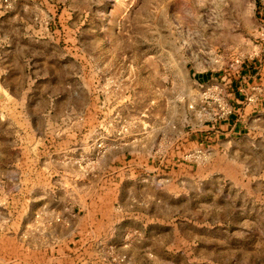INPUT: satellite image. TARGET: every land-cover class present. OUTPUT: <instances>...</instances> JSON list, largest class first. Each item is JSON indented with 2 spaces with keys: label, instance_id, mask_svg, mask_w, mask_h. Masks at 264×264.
Wrapping results in <instances>:
<instances>
[{
  "label": "rangeland",
  "instance_id": "obj_1",
  "mask_svg": "<svg viewBox=\"0 0 264 264\" xmlns=\"http://www.w3.org/2000/svg\"><path fill=\"white\" fill-rule=\"evenodd\" d=\"M263 55L264 0H0V264H264Z\"/></svg>",
  "mask_w": 264,
  "mask_h": 264
},
{
  "label": "crops",
  "instance_id": "obj_2",
  "mask_svg": "<svg viewBox=\"0 0 264 264\" xmlns=\"http://www.w3.org/2000/svg\"><path fill=\"white\" fill-rule=\"evenodd\" d=\"M260 67L262 68L263 75L261 81H264V55L259 59ZM9 75L16 77L17 70L12 66L7 68ZM246 109L251 112H255L258 110H264V88L259 89V92L256 93L251 99H249L246 103ZM250 127V122H239L238 120L230 119L227 122H217L216 124H208L204 126L205 129L209 131H215L216 137L220 135L226 136H234L239 135L245 132ZM217 130V131H216Z\"/></svg>",
  "mask_w": 264,
  "mask_h": 264
},
{
  "label": "built area",
  "instance_id": "obj_3",
  "mask_svg": "<svg viewBox=\"0 0 264 264\" xmlns=\"http://www.w3.org/2000/svg\"><path fill=\"white\" fill-rule=\"evenodd\" d=\"M223 109H225V107H222Z\"/></svg>",
  "mask_w": 264,
  "mask_h": 264
}]
</instances>
